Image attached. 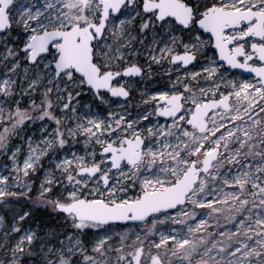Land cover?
<instances>
[{
	"label": "snow or ice",
	"instance_id": "obj_1",
	"mask_svg": "<svg viewBox=\"0 0 264 264\" xmlns=\"http://www.w3.org/2000/svg\"><path fill=\"white\" fill-rule=\"evenodd\" d=\"M0 209V264H264V0H0Z\"/></svg>",
	"mask_w": 264,
	"mask_h": 264
},
{
	"label": "rangeland",
	"instance_id": "obj_2",
	"mask_svg": "<svg viewBox=\"0 0 264 264\" xmlns=\"http://www.w3.org/2000/svg\"><path fill=\"white\" fill-rule=\"evenodd\" d=\"M237 72V71H234ZM238 73V72H237ZM154 81L158 83V86L163 87L167 83V76L162 74L159 69H157V75L154 78ZM38 134V133H37ZM6 211L5 209H0V213ZM9 217L11 216V212H8ZM119 231V230H118Z\"/></svg>",
	"mask_w": 264,
	"mask_h": 264
},
{
	"label": "water",
	"instance_id": "obj_3",
	"mask_svg": "<svg viewBox=\"0 0 264 264\" xmlns=\"http://www.w3.org/2000/svg\"><path fill=\"white\" fill-rule=\"evenodd\" d=\"M233 71H237L238 73H242L243 72V70H233Z\"/></svg>",
	"mask_w": 264,
	"mask_h": 264
}]
</instances>
